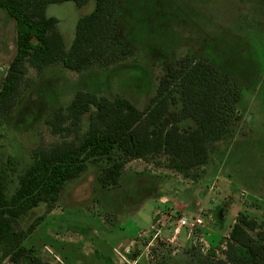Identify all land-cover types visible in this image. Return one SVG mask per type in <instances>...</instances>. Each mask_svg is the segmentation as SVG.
<instances>
[{
  "label": "rangeland",
  "instance_id": "1",
  "mask_svg": "<svg viewBox=\"0 0 264 264\" xmlns=\"http://www.w3.org/2000/svg\"><path fill=\"white\" fill-rule=\"evenodd\" d=\"M93 8V0L81 7L73 1L47 5L46 15L58 20L66 48L78 18ZM116 17L128 54L82 72L59 63L38 75L29 67L15 103L0 110V174L5 175L7 195L30 163L31 151L40 143L48 146L60 140L45 121L66 107L76 91L121 95L143 109L166 67L187 56L212 62L238 84V111L231 130L212 145L210 161L197 169L195 179L174 173L159 154L127 162L119 184L103 188L97 176L105 162L89 163L65 183L53 207L40 203L17 220L14 239L46 264H108L109 257L112 264H195L191 254L199 250L187 253L184 228L179 230V243L166 239L174 237L173 225L162 239L144 230L152 222L157 197L171 184L174 188L167 195L189 199L190 209H196L197 202L216 208L219 221L206 218L208 227H216L222 217L225 234L244 214L258 223L251 234L264 235V0H117ZM11 18L0 8V52L5 61L16 50ZM86 120L85 116L83 126ZM152 177H163L166 190H150L142 180ZM137 197L140 203L130 201ZM180 216L173 212L168 220L173 224ZM14 239H0V264H13L8 254ZM259 246L264 251V242ZM216 248L219 253L210 251L211 258L222 257L223 249ZM189 258L194 260L189 263Z\"/></svg>",
  "mask_w": 264,
  "mask_h": 264
},
{
  "label": "trees",
  "instance_id": "2",
  "mask_svg": "<svg viewBox=\"0 0 264 264\" xmlns=\"http://www.w3.org/2000/svg\"><path fill=\"white\" fill-rule=\"evenodd\" d=\"M63 1L81 7L89 0H0V8L14 19L16 31V50L0 89L1 111L15 103L29 67L38 75L59 63L82 72L104 60L112 64L120 54L129 53L120 38L117 0H93V10L78 18L74 38L66 48L58 20L46 15L48 4ZM238 95L239 86L231 75L210 61L190 56L166 67L143 109L121 95L109 98L76 91L66 107H59L45 121L60 140L48 146L40 143L31 151L30 163L17 175L10 195L5 192V175L0 174V239H14V224L40 203L53 207L65 183L91 162H105L97 176L103 188L119 184L127 162L159 154L166 157V167L195 179L197 169L210 161L212 145L230 132ZM257 228L255 219L239 214L222 257L211 258V252L203 255L200 251L194 256L191 253L198 251L194 247L187 253L198 264H264L259 246L264 235L251 234ZM14 242L8 254L13 264H46L19 239Z\"/></svg>",
  "mask_w": 264,
  "mask_h": 264
},
{
  "label": "crops",
  "instance_id": "3",
  "mask_svg": "<svg viewBox=\"0 0 264 264\" xmlns=\"http://www.w3.org/2000/svg\"><path fill=\"white\" fill-rule=\"evenodd\" d=\"M11 19H12L13 24H14V27H13L12 33H11V38H12V35L14 34L13 36H15V42H16L15 21H14L13 18H11ZM9 49H10L9 53H11L12 48L9 47ZM14 53H13L12 57L7 58L8 60L5 61L4 59H6V58L2 57V54H4V53L0 52V63L3 64L2 67H0V89L2 87V82H3L4 77L6 75L9 63L11 62V60H12V58L14 56ZM136 160L140 161L141 159H134V160H131V161H136ZM202 166H204V165H202ZM174 173H176V171H174ZM166 175H168V174H166ZM163 177L169 178V176H163ZM163 177H160V178L152 177L153 179H149L148 178V179H144L142 181H143V183L145 181L146 185L149 186L150 190H157V191L163 192L164 190H166V187H165L166 186L165 185L166 180ZM168 181L170 182V180H168ZM172 186H173V184H171L170 187L168 188V192L162 193L160 195V197H157V206L155 207V209L153 211V214H152V222L150 223V226L147 229H144L146 231L147 230L151 231L150 230L151 225L156 223L158 225L157 228H159V230H157V232L151 231L152 234H153V237L155 236L154 238L159 236V238L162 239L163 235H165L167 232L168 233L170 232V231H168L169 230L168 227L170 225H173L170 230H172L174 232V228H175L174 224H175V222L172 224V222H170L168 220V219H170V217H172V213L173 212H177L178 211V212H181V215H183V214H190V213L196 212L197 210H204L203 212H204V215H205V219L207 218V219H210V221H215V222L219 221L218 216L216 214L217 210H216L215 207H212V206L203 207L200 202H197L198 207L196 209H190V206H191L190 204L191 203H190L189 199H186V200L183 199L181 201V199H177L173 195H167L169 192H172V190L174 188V186L173 187ZM186 187H188V186H186ZM218 190L220 191L219 188H218ZM174 192L178 193L176 190ZM208 194H207V197H209ZM147 197H149V196H147ZM140 200H141V198L137 197L134 200L131 199L130 201H134L133 203L138 204V203H140ZM220 220H221V223L220 224L216 223V227L215 226H213L214 228L213 227H208V225H207L208 228L205 230L206 238H207L208 242L211 244V246H216L218 243H221V240H222L223 237H224V239L228 238V234H229L230 228H228V230H227V232L225 234L222 233L221 232V229H222V225H221L222 224V217H221ZM232 224L230 225V227L232 226ZM179 234H180V231H178L176 233V235L174 233V235H173L174 237H169V238H166V239H167L168 242H172L173 240H175L177 243H179V240H178L179 239L178 238ZM133 261H136V259H133ZM107 263L108 264H112L111 257L108 258Z\"/></svg>",
  "mask_w": 264,
  "mask_h": 264
},
{
  "label": "built area",
  "instance_id": "4",
  "mask_svg": "<svg viewBox=\"0 0 264 264\" xmlns=\"http://www.w3.org/2000/svg\"><path fill=\"white\" fill-rule=\"evenodd\" d=\"M204 216L203 210L181 215L175 221L174 233L176 235L180 228H184L189 247L196 248L203 255L208 254L210 251H213L216 255L219 253L216 247L224 249L225 243L221 242L217 246H211L206 238L205 230L208 227ZM157 227L158 225L155 223L151 225L150 230L157 232L159 230Z\"/></svg>",
  "mask_w": 264,
  "mask_h": 264
}]
</instances>
